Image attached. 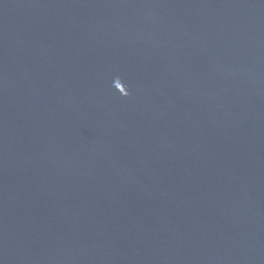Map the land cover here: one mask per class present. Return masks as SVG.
<instances>
[{
    "label": "water",
    "instance_id": "water-1",
    "mask_svg": "<svg viewBox=\"0 0 264 264\" xmlns=\"http://www.w3.org/2000/svg\"><path fill=\"white\" fill-rule=\"evenodd\" d=\"M0 264H264V0H0Z\"/></svg>",
    "mask_w": 264,
    "mask_h": 264
}]
</instances>
